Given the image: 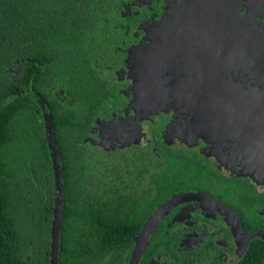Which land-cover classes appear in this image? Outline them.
Returning <instances> with one entry per match:
<instances>
[{
    "label": "flooded vegetation",
    "instance_id": "flooded-vegetation-1",
    "mask_svg": "<svg viewBox=\"0 0 264 264\" xmlns=\"http://www.w3.org/2000/svg\"><path fill=\"white\" fill-rule=\"evenodd\" d=\"M91 1L87 22H74L90 31L89 64L79 73L95 89L80 102L100 109L79 145L83 165L100 164L82 167L80 197L98 213L83 211L78 238L66 247L63 209L54 250L55 199L49 235L39 237L33 224L26 258L30 264H243L253 245L264 241V234L248 238L264 233V138L245 125H228L222 112L232 100L248 121L261 122L264 114V0ZM69 11L61 12L63 20ZM71 78L51 75L42 94L33 76L25 90L42 108L38 115L48 145L45 113L52 115L53 103L79 107ZM206 105L212 108L203 113ZM54 131L57 144L55 122ZM161 146L175 166L158 153ZM145 151L156 154L146 163L156 174L151 180ZM166 177L175 191L145 221L146 190L157 196L156 180ZM192 192L205 197L183 196L164 213L138 255L139 239L155 211L174 195ZM35 218L37 224L45 220L40 210ZM92 221L99 232L93 237ZM136 222L139 228L127 225Z\"/></svg>",
    "mask_w": 264,
    "mask_h": 264
},
{
    "label": "trees",
    "instance_id": "trees-1",
    "mask_svg": "<svg viewBox=\"0 0 264 264\" xmlns=\"http://www.w3.org/2000/svg\"><path fill=\"white\" fill-rule=\"evenodd\" d=\"M67 7L70 17L68 15L65 21L61 12ZM91 7V0H0V264H30V259L26 258L28 251L24 249L31 245L33 226L41 232L39 237L49 235L53 218L51 207L58 197L55 195L57 180L53 158L45 129L39 121L38 112L42 113V108L33 93L25 91L33 76L35 88L42 94L52 83L51 75L61 79L71 76L70 87L78 95L77 109L63 108L58 103H53L51 109L63 169L62 246L69 244L71 247V241L78 238L84 210L93 215L98 213L80 197L82 167L100 164L83 165L79 145L88 136L85 127L93 124V115L100 109L89 106L90 103L83 108L80 102L95 89L79 73L85 72L89 64L86 50L89 44L85 40L90 31L84 33L74 22L78 19L87 22L90 17L87 8ZM56 11L58 20L55 19ZM100 91L103 94L101 88ZM165 151L167 147L161 146L158 153L163 154L167 164L175 166V159ZM155 158L156 154L145 151V174H152L150 180L156 174L146 163ZM156 182L157 196L149 194L154 192L149 187L146 190L145 221L155 205L175 191L172 190L174 181L168 177ZM37 210L42 218L45 217L40 224L35 223ZM89 225L94 229L92 237L99 233L96 222H89ZM127 225L139 228L140 223ZM117 242L124 240L117 237ZM260 246H264V241L253 245L243 264H264V247L253 251Z\"/></svg>",
    "mask_w": 264,
    "mask_h": 264
},
{
    "label": "water",
    "instance_id": "water-1",
    "mask_svg": "<svg viewBox=\"0 0 264 264\" xmlns=\"http://www.w3.org/2000/svg\"><path fill=\"white\" fill-rule=\"evenodd\" d=\"M263 53H261L262 55ZM225 106V105H224ZM201 111L203 113H206L209 111L212 107L207 108L206 106H203ZM246 109L249 110V105H246ZM260 121L251 119V121L246 120L245 116H241V111L238 109L237 106H235V103L232 100H229V102L226 104V110L222 112V117L224 118V122H226L228 125L229 123L236 124V127L243 128L245 125L247 131L256 136L259 135L261 138H264V114H259ZM45 120H46V127H47V133H48V139H49V146L52 150L53 155V166L54 171L56 175L57 180V191H58V197L56 200V208H55V221L53 225V247L54 250H57L59 247V240H60V230H61V224H62V216H63V200H64V186L62 183L63 179V169L60 162V156L59 152L57 150V144L55 139V131H54V121L49 113H45ZM235 123H234V122ZM245 129V128H244ZM261 131V134H258ZM185 195L192 196L194 198L197 197H205L202 193L192 192V193H179L174 195L172 198L167 200L165 203H163L156 211L155 213L150 217L148 223L146 224L145 228L143 229V236L139 239L138 246H137V252L138 255H140L143 245L148 243L150 235L154 229V227L157 225V223L162 219L164 213L170 209L171 207L175 206L176 203ZM208 197V196H207ZM209 198V197H208ZM219 202V201H218ZM216 203V202H215ZM220 208L224 210L225 208L228 209L223 203H220ZM231 213L232 210L228 209ZM235 224L239 225L238 219L234 220ZM263 235L264 233L257 231L253 232L249 235V239L254 237L255 235Z\"/></svg>",
    "mask_w": 264,
    "mask_h": 264
},
{
    "label": "rangeland",
    "instance_id": "rangeland-1",
    "mask_svg": "<svg viewBox=\"0 0 264 264\" xmlns=\"http://www.w3.org/2000/svg\"><path fill=\"white\" fill-rule=\"evenodd\" d=\"M231 16H232V14H231ZM260 40H258V42H259ZM262 41V40H261ZM258 42H253V44H255V43H258ZM140 74V73H139Z\"/></svg>",
    "mask_w": 264,
    "mask_h": 264
}]
</instances>
